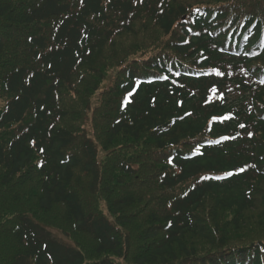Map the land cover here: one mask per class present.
I'll list each match as a JSON object with an SVG mask.
<instances>
[{
    "label": "trees",
    "instance_id": "obj_1",
    "mask_svg": "<svg viewBox=\"0 0 264 264\" xmlns=\"http://www.w3.org/2000/svg\"><path fill=\"white\" fill-rule=\"evenodd\" d=\"M0 264H264V0H0Z\"/></svg>",
    "mask_w": 264,
    "mask_h": 264
},
{
    "label": "rangeland",
    "instance_id": "obj_2",
    "mask_svg": "<svg viewBox=\"0 0 264 264\" xmlns=\"http://www.w3.org/2000/svg\"><path fill=\"white\" fill-rule=\"evenodd\" d=\"M155 32H156V30H155ZM102 156H103V154L101 152L100 153V158H102ZM254 216H255V212H252V213L250 212L248 214L249 223L248 224L245 223V225H244L245 231H243V233L241 235V237H245V238H247V240H249V238H253L254 236H256V233H257L256 226L255 225H253V226L251 225V220H253V219L255 220L256 219V217L254 218ZM52 232H53L54 236L59 238L60 241H62L63 243H70L71 242V240L68 237H66L65 235H63V233H61V231L53 229ZM196 245H200L201 247L202 246L204 247V244L202 242H198V243H196Z\"/></svg>",
    "mask_w": 264,
    "mask_h": 264
},
{
    "label": "snow or ice",
    "instance_id": "obj_3",
    "mask_svg": "<svg viewBox=\"0 0 264 264\" xmlns=\"http://www.w3.org/2000/svg\"><path fill=\"white\" fill-rule=\"evenodd\" d=\"M218 75H222V73H217ZM241 171H243V169H241Z\"/></svg>",
    "mask_w": 264,
    "mask_h": 264
}]
</instances>
